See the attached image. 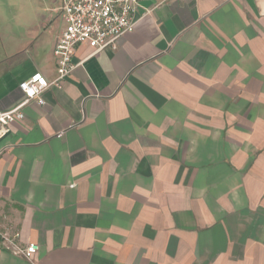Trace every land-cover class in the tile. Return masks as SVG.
<instances>
[{
  "label": "crops",
  "instance_id": "obj_1",
  "mask_svg": "<svg viewBox=\"0 0 264 264\" xmlns=\"http://www.w3.org/2000/svg\"><path fill=\"white\" fill-rule=\"evenodd\" d=\"M62 1L0 0V111L57 78ZM133 16L0 141V264H264V0Z\"/></svg>",
  "mask_w": 264,
  "mask_h": 264
},
{
  "label": "built area",
  "instance_id": "obj_2",
  "mask_svg": "<svg viewBox=\"0 0 264 264\" xmlns=\"http://www.w3.org/2000/svg\"><path fill=\"white\" fill-rule=\"evenodd\" d=\"M139 0H63L62 19L65 27L57 39L54 57L57 78L53 82L36 73L30 79L20 83L19 89L24 99L8 111H0V141L11 132V125L22 121L24 108L32 101L39 105L46 104L45 92L51 86H58L78 67L74 63L77 46L87 45L93 53L106 49H117L120 39L134 31L137 20L134 12ZM16 255L30 260L38 252L36 244L26 247L13 245Z\"/></svg>",
  "mask_w": 264,
  "mask_h": 264
}]
</instances>
